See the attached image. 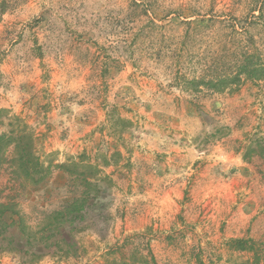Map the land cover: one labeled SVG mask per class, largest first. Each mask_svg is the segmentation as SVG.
I'll return each instance as SVG.
<instances>
[{"label": "rangeland", "instance_id": "obj_1", "mask_svg": "<svg viewBox=\"0 0 264 264\" xmlns=\"http://www.w3.org/2000/svg\"><path fill=\"white\" fill-rule=\"evenodd\" d=\"M246 50L264 66V0H0V131L19 118L50 166L35 184L6 150L0 264L264 257V80L182 84Z\"/></svg>", "mask_w": 264, "mask_h": 264}, {"label": "trees", "instance_id": "obj_2", "mask_svg": "<svg viewBox=\"0 0 264 264\" xmlns=\"http://www.w3.org/2000/svg\"><path fill=\"white\" fill-rule=\"evenodd\" d=\"M261 9H259L260 11ZM213 22H207L204 29L211 28ZM184 25L191 27L190 21L184 22ZM195 29L202 28V24L195 23ZM244 27H238L232 25L230 28L231 33L238 35L241 32H245ZM224 57V56H223ZM231 58L226 65L221 66V61L215 65L217 70H221L217 73L216 70L212 72V76L209 79H205V74L200 78L188 79L185 76L182 77L183 87L188 88L192 92H198L199 87L205 86L207 89L222 92L225 90L237 89L244 80L253 79L262 81L264 80V66L262 64L253 63V56L250 51L246 50L240 52V54H231ZM227 58V60L229 59ZM223 64V63H222ZM204 70H207L204 68ZM6 113L5 110L0 109V129L3 125L2 116ZM18 124V125H17ZM16 125V129L14 126ZM10 130L8 132L0 131V167L4 164V155L9 147L13 148L15 159L14 164L19 174L25 179L31 180L33 183H40L50 175V166H44L36 152V141L33 133L28 130V127L21 123L19 118H14L8 123ZM19 126H22L19 130ZM12 128V129H11ZM262 150L263 146H258ZM263 155V150L260 151ZM54 169H61L66 171V167L63 164L54 166ZM85 195V194H84ZM86 196V195H85ZM82 196L77 200H73L65 207L64 212H59L57 215L64 219L63 222L72 224L76 219L80 218V213L88 205V199ZM88 203V204H87ZM69 217V218H68ZM232 245L235 250L240 252H252L253 242L250 240L237 239L232 241ZM153 259V258H152ZM264 263V257L254 256L251 264ZM152 264H156L152 262Z\"/></svg>", "mask_w": 264, "mask_h": 264}]
</instances>
